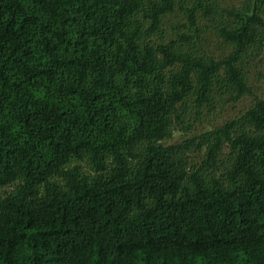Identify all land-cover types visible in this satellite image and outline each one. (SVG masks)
<instances>
[{"label":"trees","instance_id":"trees-1","mask_svg":"<svg viewBox=\"0 0 264 264\" xmlns=\"http://www.w3.org/2000/svg\"><path fill=\"white\" fill-rule=\"evenodd\" d=\"M177 7L194 35L152 43ZM263 12L0 0V264H264V96L165 143L190 101L201 114L250 93L242 64L264 52ZM201 17L229 55L199 53Z\"/></svg>","mask_w":264,"mask_h":264},{"label":"rangeland","instance_id":"rangeland-1","mask_svg":"<svg viewBox=\"0 0 264 264\" xmlns=\"http://www.w3.org/2000/svg\"><path fill=\"white\" fill-rule=\"evenodd\" d=\"M223 9H242L245 0H216ZM264 17V12H263ZM218 20H221L218 18ZM188 19L184 11L177 7L173 13L166 15L161 24V30L151 37L154 44L179 40L183 34H193L188 29ZM203 33L198 41L197 49L201 54L210 55L216 59H222L229 55L233 49L232 45L226 43L216 30L215 22L205 18L199 20ZM250 86V93L240 101L234 103L228 97L219 96L215 111L203 109L201 114L189 102V112L184 117V123L174 128L173 135L166 140V144H177L185 139L213 130L225 123L240 118L256 101L264 96V52L261 55H250L242 64ZM204 157V150L193 154L194 162L199 163ZM73 165H82L88 171V164L84 161L74 160Z\"/></svg>","mask_w":264,"mask_h":264}]
</instances>
